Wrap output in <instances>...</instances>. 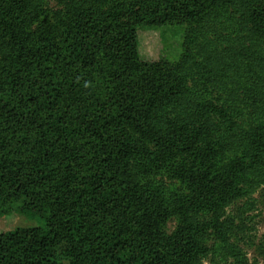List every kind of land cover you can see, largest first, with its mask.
<instances>
[{"label":"trees","instance_id":"obj_1","mask_svg":"<svg viewBox=\"0 0 264 264\" xmlns=\"http://www.w3.org/2000/svg\"><path fill=\"white\" fill-rule=\"evenodd\" d=\"M108 1L0 0V212L37 223L0 264H248L225 208L264 185V0ZM137 25L185 27L170 69Z\"/></svg>","mask_w":264,"mask_h":264},{"label":"rangeland","instance_id":"obj_2","mask_svg":"<svg viewBox=\"0 0 264 264\" xmlns=\"http://www.w3.org/2000/svg\"><path fill=\"white\" fill-rule=\"evenodd\" d=\"M48 5L54 6L55 0H48ZM184 38L183 25L136 26V47L139 58L146 62H160L164 69H170L178 60L182 53ZM18 209L17 201L10 204L8 211L0 212V233L16 227L37 226L35 220L29 219ZM225 217L232 222L228 228L231 233L230 241L240 247L248 264H264V185H260L248 196L226 206ZM177 223L175 219H171L167 223L166 230L173 231Z\"/></svg>","mask_w":264,"mask_h":264}]
</instances>
